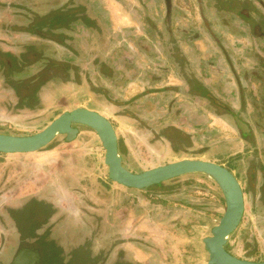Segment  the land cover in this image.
<instances>
[{
	"label": "rangeland",
	"instance_id": "obj_1",
	"mask_svg": "<svg viewBox=\"0 0 264 264\" xmlns=\"http://www.w3.org/2000/svg\"><path fill=\"white\" fill-rule=\"evenodd\" d=\"M35 1L38 0H29L27 5H31ZM56 1L59 5L65 4V0ZM208 1L213 7L215 6L209 9V12H214L219 20L216 21L214 16L207 20L214 25L212 31L215 29L216 32L212 33L217 38L216 42L204 30L196 11L183 13L182 10H176L172 26H169V32L164 18V0H87L88 13L94 20L98 17L103 26V31H99L105 51L100 60L103 65L102 71L95 69L94 75L89 74L96 79V93L88 94L85 84L82 87L70 89V84H66L62 77H57L53 88L50 87L52 90L50 93L44 94L43 98L34 94L27 101H23L20 106L14 105L16 99L12 92L18 98L28 95L36 77L34 73L39 67L36 63H32L33 58L30 57L31 64L21 68L23 72H13L11 76L14 78L9 76L5 67H2L0 68V132L17 135L31 134L44 128L62 110L86 106L87 108H96L102 115L112 120L119 137V151L123 162L128 169L134 172L182 158L205 159L212 162L229 160V163L235 164L236 174L245 187L246 206L240 224L228 238L227 248L240 258L264 260V191L261 190V194L258 196L255 189L251 187L253 179L247 177V173L244 174L242 171L244 167L242 153H245L247 148H243L241 145L242 133L234 119L239 116L235 113H233L235 116H232L231 113L228 114L230 116L228 119L224 116L227 114L214 105L210 99L205 98L203 93L183 96L176 92L165 91L168 88L163 87L167 84L177 87L176 84L181 83L180 73L178 74V71L173 68L172 62L180 67L181 63L178 64V62L188 59L190 65L197 72L202 58H209L216 61L215 68L208 69L209 75L219 77V80H222L229 88L228 90L237 93L234 75L228 72L218 43L223 45L230 61L242 59L245 39L243 40L242 32L237 26L240 18L236 13H234L235 17L233 13L229 14L232 18L228 20L233 19L235 22L227 23V27H223L220 22L229 16L223 11L221 4L212 0ZM177 2V5L174 6L181 7L180 0ZM102 6L106 7L105 11L100 8ZM42 8L47 7L45 5ZM112 9H115L117 13L113 14ZM126 12H129V15ZM183 15L190 20L187 23L196 22L195 30L201 33V41H184L185 34L182 32L183 26L180 19ZM50 17H54V14H49ZM49 18L46 17L41 21V24L39 23L41 27L48 28L45 20ZM68 21L69 18H65L63 23ZM17 31L18 35L22 34L26 39L42 41L39 44L44 49L50 47L49 44H46L49 43L48 41L41 40L38 35H35L34 28L18 24ZM74 32L78 34L80 45L77 52H80L79 56L88 60L79 61L78 58L60 50L61 48L57 49L53 57L57 60L55 64L58 67L52 69L48 66L44 75L47 76L49 69L61 73L59 71H62V68L59 67L60 64L57 65L58 60L67 63L63 67L64 77H67L66 67L70 65L68 63L74 61L72 65H78V67L91 63L88 52L92 50L97 52L99 49L98 37L83 26H80L79 31ZM10 34L12 33H9L8 36ZM249 40L248 46L254 50L257 45L251 39ZM87 41H89V46H87ZM200 48L205 50V55L200 51ZM127 56L134 59V65L126 61ZM166 64L170 66L169 79L164 78L161 81L153 82L150 75L161 74L160 69ZM253 65L254 60L248 58L246 67L250 68ZM91 69L88 67V73ZM110 71L115 74L109 77L102 73L109 74ZM238 71H240V67ZM197 75L199 74L197 73ZM2 76H5L4 80ZM11 85L14 86V91L9 87ZM251 85L253 86L248 82L249 93ZM72 86L76 85L72 84ZM90 91L93 89L90 88ZM197 95L203 99L196 100L194 97ZM235 97L232 104L235 108H239V99L236 95ZM99 98L101 101L98 100ZM173 100L175 103L171 105ZM114 101H121L124 103V107L113 106L114 111L111 110ZM23 105L24 107H21ZM175 107L178 108L175 109ZM248 109L251 114L252 106L249 105ZM119 111L124 113L117 115L115 112ZM260 121L264 122V119ZM215 122L220 124H215ZM253 135L256 146L264 147V131H260L256 127ZM250 140L253 141V139ZM263 147H261L262 150H264ZM230 154L232 155L228 156ZM103 157L104 148L97 134L86 126H79L75 139L65 141L64 135L59 134L47 146L36 152H0V181L3 180L8 185L4 197L11 202H16L32 193L45 191L52 193L51 197L58 201L61 200L60 203L68 207L71 203L80 204L82 200L84 203L85 201L90 202L91 200L88 199L93 197V193L96 192L94 182L98 185L104 183L111 189L110 192L113 195L112 201L111 199L109 201L112 204L108 208L110 215L117 208L124 209L127 213L128 221L122 230V235H131L132 239L136 241L133 244H127V247L131 248L133 252L135 247H139L145 252L150 249V246H153L154 249L159 248L157 244H151V241L156 242L157 237L167 236V233H164L166 228H150L149 225L153 223L151 206L153 208L158 206V210L155 211L158 212L156 217L158 216L159 219L164 220L163 223L169 225L175 219L170 217L171 221H168L170 218L166 214V208L162 207L160 202L183 204L185 214L192 218L198 217V212L194 211L195 209L208 208L209 205L212 206L210 199L221 196L212 179L203 174L192 173L172 178L160 185H151L152 188L149 191L137 192L136 196H129L128 199L125 196L120 206H117L114 197L118 191L122 195H126L128 190L123 186L108 182L107 166L103 162ZM247 178L248 180H246ZM177 189L185 191L186 195L181 194L178 195L179 198L167 200V197L173 195ZM168 193L171 194L167 195ZM136 210H138L137 213ZM204 211L206 213L202 214L204 222L208 221V217L214 218V215H209L208 209ZM216 213L215 219H211V223L207 227H199L202 234H210V225L216 224L218 221L219 212ZM35 224L37 225V223ZM138 225L140 228H135ZM151 235L154 238H147ZM30 240L21 241V245H26L28 242L31 244ZM49 263V256L47 258L44 256L39 264Z\"/></svg>",
	"mask_w": 264,
	"mask_h": 264
},
{
	"label": "flooded vegetation",
	"instance_id": "obj_2",
	"mask_svg": "<svg viewBox=\"0 0 264 264\" xmlns=\"http://www.w3.org/2000/svg\"><path fill=\"white\" fill-rule=\"evenodd\" d=\"M212 1L221 4L223 11L226 12L227 16H229V14L232 15V13L234 16V13H236V15L240 18L237 26H239L238 29L242 32L243 40L245 39V42L243 41L244 49L241 55L242 59H236L237 62L235 60L234 62L230 61L227 51L221 43H218V47L224 58V63L227 65L228 72L231 75H234L233 77L238 89L237 93H234L232 90H228L229 88L226 87V84L222 80H219V77L217 78L209 75L210 71H208V69H214L216 66V61L209 58H202L200 65H198L199 69L197 72L196 69L190 65L188 59H185V61L182 59V62L179 61L178 64L181 63L180 67L179 65H176L175 62H172L174 64L173 68L178 71V74L180 73L179 79L181 80V83H177V87H174L172 84L163 85V87L168 88L165 91L176 92L177 94H181L183 96L203 93L204 97L207 99H210L209 97H215L218 99L223 104V107H218L227 114H224L225 117L230 119L228 114L232 113L231 115L235 116L233 114L235 113L239 116L241 121L247 124L249 134H242L241 145L243 148L246 146L250 150L253 144L256 148V141L254 139L255 136L253 135L254 129L257 127L260 131H264V122L260 121L264 119V0ZM56 2V0H38L31 3V5H27L29 0H3V2H0V68L5 67L9 76H11L13 72H23V69L21 68L28 67L31 64V60H29L30 57L33 58L32 63H36L39 67L34 73L36 77L31 89H29L30 92H28V95L18 98L14 92H12L13 97L16 99L14 100V105L20 106L23 101H27L34 94L37 97L41 96V98H43L44 94L47 92L50 93L52 90L50 87L53 88V84L56 83L57 77H62L64 81H66V84H70V89L74 87H82L83 84H85L87 88L88 67L92 65L94 66V71L95 69L102 71L103 65H101L102 62L100 60L103 58L105 51L103 50V40H101L99 32L103 31L100 19L98 17H96V20L92 19L93 17L88 13L87 0H65L64 5H59ZM169 2L170 7L168 12L166 0H164V18L166 21V28L169 32V26H172L176 10H182L183 13L196 11L199 15V21L203 24L204 30L207 31L210 38L213 37L212 39L216 42L217 38L213 35L216 30L214 29L215 31H212V26L214 25L210 23L211 21L207 20H210L211 16H214L216 21L219 20L214 12H209V9H212L215 6L213 7L208 0H180L181 7L179 8L178 6H174L177 5V0H169ZM45 5L47 8L43 9L42 7ZM48 13L50 15L54 14V17L49 18ZM56 13L57 16L55 17ZM46 17L49 18L45 20L48 28L41 27L40 25L41 21H43ZM65 18H69V21L63 23ZM229 18L232 17L229 16L224 21L222 20L223 22H220L223 27H227V23L233 24L235 22L233 19L228 20ZM180 19L181 25L183 26L182 32L185 34L184 41H201V33L195 30L196 22L187 23L190 20L184 15L181 16ZM90 23L92 24L90 25ZM18 24L20 26L26 25L27 27L34 28L35 35H38L41 40L48 41L49 43L46 44H49L50 47H46V49H44L41 44H39V42L42 41H36L35 39L30 38L26 39L22 36V34H19L22 36V39L17 38L11 41V39L6 38L9 33L15 34L18 32ZM80 26L85 27L87 31H92V33L98 37L100 47L98 46L99 49L97 52L94 50L88 52L91 61L89 65H79L78 67V65H72L74 64V61H68L70 62L68 63L70 65H67V77H64L65 72L63 67L67 64L65 63L66 61L58 60L57 62V65L60 64L59 67L62 68V71H59L61 73H57L56 70H52L53 68L58 67L55 64V61L57 60L53 57L57 49L61 48L60 50H64L67 55L78 58L79 61L84 62V60H88L83 56H79L80 52H77L80 45L79 39L77 38L78 34L74 31H79ZM38 31L47 33L53 38L44 37L38 34ZM12 34H10V37H12ZM249 39L257 45L254 50H251L248 46V43L250 44ZM5 42H7V44ZM87 46H89V41H87ZM200 51L204 52V55L206 54L204 49L202 50V48H200ZM248 58L254 60V65L250 68L246 67V60ZM126 61L128 63H132V65L135 64L134 59L128 56L126 57ZM48 66L52 69L48 70V74L46 76L44 74H46L45 72ZM239 67L240 71H238ZM169 68L170 66L168 64L163 65L160 69L161 74H151L150 79L153 82L161 81L164 78L168 80L171 75L169 74ZM197 73L199 75H197ZM11 77L14 78V76ZM83 77H85V79H83ZM2 79L4 80L5 76H2ZM248 82L253 84V86L251 85L250 93L247 87ZM72 84L76 86H72ZM9 87L12 91H14L13 85ZM89 92L92 95L96 93L94 90ZM235 95L239 99V108H235L232 104L233 100L236 98ZM194 98L196 100L203 99L199 95ZM172 99H174V97H172ZM98 100H100V98ZM210 100L212 101V99ZM114 103L115 106L119 108L122 106L124 107V103L121 101H114ZM174 103L175 100H173L171 105ZM249 105L252 106L251 114H249ZM21 107H24V105ZM84 107L87 108L86 106ZM177 108L178 107H175V109ZM88 109L96 110V108ZM63 111L66 110H62L51 120ZM122 113L124 112H116L117 115H121ZM112 125L117 135L119 151V137L113 123ZM75 126L79 131V126L85 125ZM250 139H253V141L251 142ZM261 147H259V150H253V156L257 160L259 166L262 165L261 162H264V150H262ZM251 154L252 153H249L250 157L252 156ZM231 155L232 154L228 156ZM242 158V163H244V152L242 153ZM122 163L125 166L123 158ZM215 163L226 167L238 180L243 191L245 210V187L242 185L236 174V166L234 167L235 164L232 162L229 163V160H226L225 162L216 161ZM245 166L247 167V165ZM257 169H260V172L264 173V166H262V168L258 167ZM242 171L244 173V167ZM254 173H248L247 171V177H251L255 183L256 177L254 176ZM108 180V182L123 186L109 178ZM94 183V189H96V192L93 193V197L88 199L91 200L90 202L85 201L84 203V200H82L80 204L71 203L70 206L65 207L62 203H60L61 200L58 201L57 199L51 197L50 194L52 193L45 191L32 193L26 197H22L16 202H11L4 197V193L8 189L7 183H4L3 180L0 181V264H10L17 251L22 248L31 249L38 253V260L34 264H39L44 256L46 258L49 256V264H139L134 259L131 248L127 247V244H133L136 241L132 239L131 235H122V230L125 228L128 221L126 211H124V209L117 208L110 215L108 208L112 204H110L111 202L109 201L110 199L112 201L113 197L110 192L111 189L106 187L107 185H104V183L100 185L96 182ZM160 184H162V182L158 185ZM214 184L217 186L215 182ZM187 185L189 186L190 184ZM123 187L126 189H135L126 186ZM150 188L152 187L149 186L144 190L138 189V191L147 192ZM217 188L219 189L218 186ZM170 194L171 193H168L167 195ZM220 195L224 201L221 191ZM160 204L165 208L170 203L160 202ZM210 206L211 205H209L208 208H210ZM208 208L203 207L202 211ZM221 215L222 213L218 216V219ZM35 223H37V225ZM235 230L231 234H233ZM25 239H31V244L28 242L26 245H21V241H24ZM33 243H35V245H32ZM227 244L228 239L224 248L229 253L234 255L227 248Z\"/></svg>",
	"mask_w": 264,
	"mask_h": 264
},
{
	"label": "water",
	"instance_id": "obj_3",
	"mask_svg": "<svg viewBox=\"0 0 264 264\" xmlns=\"http://www.w3.org/2000/svg\"><path fill=\"white\" fill-rule=\"evenodd\" d=\"M166 4L169 12V0H166ZM37 33L53 38L41 31ZM209 98L217 107H223V104L215 97ZM234 119L241 133L249 134L247 124L237 116ZM75 125H85L95 131L104 148L103 162L107 166L108 178L123 186L144 190L151 185L191 173L203 174L212 179L222 192L225 208L217 223L211 227L210 235L202 239L208 253L206 264H264V260L255 261L236 257L224 248L229 235L237 228L244 212L243 191L232 172L215 162L196 158H182L133 172L122 163L117 135L112 123L96 110L76 107L63 111L44 128L31 134L17 135L0 132V152H36L47 146L59 134L65 135V141H71L78 133ZM37 260L36 251L22 248L17 251L10 264H34Z\"/></svg>",
	"mask_w": 264,
	"mask_h": 264
},
{
	"label": "crops",
	"instance_id": "obj_4",
	"mask_svg": "<svg viewBox=\"0 0 264 264\" xmlns=\"http://www.w3.org/2000/svg\"><path fill=\"white\" fill-rule=\"evenodd\" d=\"M0 2H3V0H0ZM101 9H103L105 11V6L100 7ZM112 13L115 14L117 13V11L115 9H112ZM129 15V12H126ZM134 18V17H133ZM135 19V18H134ZM6 38L11 39V41L20 38L22 39L21 35L16 34H12V37L10 36H6ZM7 44V42H5ZM89 67H91V71H93L94 66L90 65ZM91 71H89V73H87L88 77H87V93L90 94V88H92L94 91H97L95 88V78L89 76V74H95L96 71H93V73H91ZM108 73V72H107ZM115 73H110L109 74H105V72L103 73V75L105 76H112ZM85 86V85H84ZM90 86V88H89ZM86 87V86H85ZM100 101V100H99ZM115 103L112 102V108L111 110L114 111V107ZM95 109V108H94ZM117 110V109H116ZM116 113V112H115ZM112 122V120H111ZM113 123V122H112ZM215 124H220L215 122ZM246 147V146H244ZM247 148V147H246ZM259 150V147L254 146V144L252 145V148H250V150L247 148L246 154L244 153V174L247 173H254V179H255V183L253 182V184L251 185V187H253L255 189V192L257 193V195L259 196L261 194V190L264 191V173H261L260 169H257L260 166H264V162H261L262 165H258L257 160L255 159V157L253 156V150ZM238 152V151H236ZM249 153H252L250 157ZM248 160V161H247ZM243 162V160H242ZM247 165V167L245 166ZM257 167V168H255ZM238 169V167H237ZM245 177V175H244ZM248 180V178L246 179ZM128 191H126V195H122V193L120 191H118V194L114 197V201H116V205L120 206L121 202L124 200L123 198L125 196H127L126 198L128 199L129 196H136L138 193L140 192L138 191V189H129L127 188ZM186 192H183L181 190H176V192L167 197V200L169 199H174L179 198L178 195L180 196L181 194L186 195ZM140 194V193H139ZM141 197H143V195L140 194ZM218 199V201H217ZM213 206L210 208H208L209 210V215H214V218H211L212 220L215 219V215H217L216 212H219L218 215H220L221 213H223L224 211V201L222 199V197H218V198H214L212 200H209ZM115 204V203H114ZM154 205V204H152ZM138 208V207H136ZM166 209V214L170 217H172L170 220L171 223L168 225L167 223H163L162 219H159L158 216L156 217V215L158 214V212H155L158 210V206L157 207H152L151 209H153V217H152V224L149 225L151 229H155V228H166V231H164V233L167 235L166 237H157L156 238V242L155 241H151V244H157L158 245V249H154L153 246H150V249L145 250V252H143L141 250V248L139 247H135L133 256L134 259L138 262V263H144V264H206V261L208 259V253L204 248V245L202 243V239L207 236V233L202 234L201 229L199 227L203 226L205 228V226L207 227L210 223H211V219L210 217H208V221L204 222V218L202 217V214H206L205 211L203 210H194L198 212V217H190L188 215L185 214L184 211V206L183 204H169L165 207ZM139 210V209H138ZM136 210L135 212L137 213ZM220 210V211H219ZM189 214V212H188ZM174 217H173V216ZM190 215V214H189ZM195 215V214H192ZM156 217V218H155ZM174 221V222H173ZM145 222V221H143ZM142 222V223H143ZM162 223V224H161ZM174 225V226H173ZM215 224H211L209 229ZM135 228H140L139 225ZM152 232V230H151ZM147 238H154L152 235L150 237ZM146 238V240H148ZM206 258V259H205ZM205 259V260H204Z\"/></svg>",
	"mask_w": 264,
	"mask_h": 264
}]
</instances>
